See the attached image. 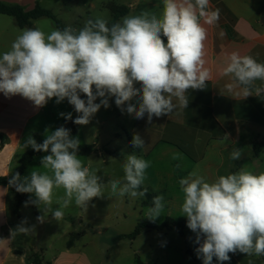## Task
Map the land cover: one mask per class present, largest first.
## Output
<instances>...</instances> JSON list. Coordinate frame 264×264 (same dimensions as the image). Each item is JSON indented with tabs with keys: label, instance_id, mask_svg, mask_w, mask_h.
<instances>
[{
	"label": "clouds",
	"instance_id": "9594fccd",
	"mask_svg": "<svg viewBox=\"0 0 264 264\" xmlns=\"http://www.w3.org/2000/svg\"><path fill=\"white\" fill-rule=\"evenodd\" d=\"M219 15V9H210V0H163L159 17L141 11L111 26L106 19L96 18L86 21L79 30L68 26L46 33L39 27L25 28L10 49L0 54V93L8 98L20 95L37 108L52 98L57 104L67 99L79 115L74 120L72 113L60 115L77 125H87L101 106L109 107V98L114 97L122 112L136 119L147 114L151 122L153 117L174 111L177 104L173 98L187 108L188 90H204L212 79L211 70L205 66L208 33L204 25L215 24ZM220 74L229 78L225 90L230 96L242 100L264 96V63L254 57L237 51L226 53ZM135 83L140 84L139 89ZM98 97L101 99L96 103ZM45 134L42 143L29 136L23 145L50 153L41 158L44 171L36 168L24 177L17 172L9 180V187L17 192L35 195V200L30 198L25 206L31 203L42 210L43 215L36 218L39 223H44L49 214L56 221L62 220L64 209L73 201L87 211L93 198L104 196L105 187L79 158L80 141L71 136L70 129L60 126L49 132L46 128ZM228 136L225 133L221 142ZM132 144L142 148L144 140L137 134ZM229 155L239 160L241 149L234 148ZM149 166L145 159L128 154L122 165L124 182L110 180V195L145 196L146 188L137 190ZM179 185L181 211L187 217V227L196 233V252L203 264H212L214 257L223 264L230 261V253L236 252L264 256V172L254 174L241 167L211 182L191 172L179 180ZM59 189L63 196L54 201ZM163 199L160 195L153 197L145 218L154 222L161 216ZM54 203L58 207L54 208ZM26 225L25 218L11 235L35 233V225Z\"/></svg>",
	"mask_w": 264,
	"mask_h": 264
},
{
	"label": "crops",
	"instance_id": "0c3cea01",
	"mask_svg": "<svg viewBox=\"0 0 264 264\" xmlns=\"http://www.w3.org/2000/svg\"><path fill=\"white\" fill-rule=\"evenodd\" d=\"M39 1L0 0L19 5L26 12L32 11ZM117 2L120 0H109L108 5L103 6L113 4L128 7L129 13L126 16L134 15L141 3L145 6L143 11L154 13L158 17L163 11V0ZM210 9H219L220 12L219 20L215 24L204 25L208 33L205 41V66L211 70L212 79L206 83L204 90H188L187 108L180 107L173 98L177 107L172 113L159 118L153 117L148 122L147 114L142 119H136L126 111L122 112L116 106L115 98L111 97L108 108L101 106L87 125H79L80 130L74 136L80 135V145H95L98 150L90 157L79 158L100 177V182L105 184L103 191H107L108 195V182L116 180L117 176L104 172L102 168L108 164L114 168L118 163L123 165L128 154L137 155L149 162L150 167L145 174H152L157 182L165 183L159 191L172 192V199L168 197V206L169 210L176 213L181 211L182 205L178 202L182 198L179 180L191 172L204 176L209 182L218 175L237 172L241 167L254 174L264 172V146L258 155L254 151V144L264 142V96H250L244 100L230 96L225 90L229 78L220 74L224 67L225 54L233 51L250 55L257 62L264 63V0H210ZM8 17L11 16L0 14V54L8 51L20 34L14 32ZM122 18L119 22H122ZM38 20L33 21L31 28H36ZM14 21L13 24L18 27L15 19ZM134 86L140 88L139 83ZM81 98L87 99L82 93ZM100 99L98 97L95 102L99 103ZM132 103H136V98ZM126 106L127 102L125 108ZM60 113H72L73 120L79 115L67 99L57 104L56 98H52L44 107L37 108L20 95L8 98L0 93V264H95L85 250L89 245L79 246L81 239L87 236L83 228L59 229L60 226L53 222L50 214L44 223H39L36 218L43 215L42 210L31 203L25 206L30 198L35 200V195L29 194L27 200L19 202L9 189V180L18 172L22 156L33 150L30 146L23 147L27 138L31 136L35 139L37 135L44 140L46 128L51 132L64 126L69 120ZM225 133L229 134L228 140L221 142ZM137 134L144 140L142 148H136L132 144L133 137ZM234 148L241 149L242 152L241 158L235 161L229 155ZM45 155L48 153L43 152L36 156L20 174L21 177L30 175L36 168L44 171L40 168V161ZM144 188L149 191L147 185ZM155 188L153 189L158 192V188ZM61 196L63 190H56L54 201ZM97 198L92 199L88 208ZM53 207L58 205L54 203ZM85 214L86 211L77 207L73 201L64 209L63 219L67 221L68 217L74 215L72 220H79ZM10 215L16 219L13 224ZM24 217L27 219L26 226L35 225V233H17L12 236V230ZM149 230L151 229H146ZM125 236L122 235L121 238L126 239ZM67 238L73 240L72 246H69ZM50 239L55 241L50 242ZM61 241L62 245L59 246ZM35 254L39 255L40 260L33 257ZM46 255L49 257L46 258ZM229 255L230 261L223 264H264V256H249L240 252ZM212 264L220 262L214 257Z\"/></svg>",
	"mask_w": 264,
	"mask_h": 264
},
{
	"label": "rangeland",
	"instance_id": "374dc122",
	"mask_svg": "<svg viewBox=\"0 0 264 264\" xmlns=\"http://www.w3.org/2000/svg\"><path fill=\"white\" fill-rule=\"evenodd\" d=\"M125 1H132L133 3L135 0H120L117 3H125ZM108 3L109 0H40L37 5L51 11L64 27L71 26L79 30L89 19L103 18L110 23L113 19L112 13L108 7L103 6L104 4L108 5ZM144 8L145 6L141 3L134 15L140 14ZM8 18L14 32H20L21 29L13 24L14 19ZM36 27L41 28L46 33L58 29L56 23L48 17L39 19ZM73 137H78L79 141L81 140L80 135ZM102 170L117 176L116 180L121 181V178H124L123 167L119 163L116 164L115 168L109 164L104 165ZM151 170L153 169L151 168ZM145 177V183L137 190L143 191V186L147 185L149 191L145 196L132 197L128 194L123 197L113 196L108 195L107 191L104 190V196L98 197L95 203L87 208L82 219L72 220L74 219L73 215L68 217L67 221L62 219L53 222L58 224L59 229L62 230L83 228L87 232V236L81 239L79 246L89 245L85 250L93 258L95 264H203L202 257L197 259L196 247L198 248L199 245L196 243L195 246L196 233L191 230H186L184 235H180L174 229L145 230L135 240L121 238L122 235L131 234L138 224L149 221L145 218V212L152 206V199L157 195L163 196L164 209L161 216L153 223L161 224L168 215L176 220L187 218L183 216L182 211L176 213L172 209L169 210L168 197L172 199V192L169 193V190L167 192L159 191L165 183L157 182L156 177L149 173L145 174ZM153 188H158V192ZM178 202L183 203V198ZM10 217L13 224L16 219L13 215ZM80 217L82 216L80 215ZM24 219L25 217L22 220ZM67 239L69 240V238ZM49 241L54 242L55 239ZM49 241L48 243H50ZM60 245H62V241L59 243ZM33 257L40 260L38 254L33 255ZM45 257L48 258L49 256L46 255Z\"/></svg>",
	"mask_w": 264,
	"mask_h": 264
},
{
	"label": "trees",
	"instance_id": "16d2710c",
	"mask_svg": "<svg viewBox=\"0 0 264 264\" xmlns=\"http://www.w3.org/2000/svg\"><path fill=\"white\" fill-rule=\"evenodd\" d=\"M107 7L110 9L112 16H113V19L109 23V26H111V24L113 23L119 22V20L122 17H125L129 13V8L125 6H117V5L110 4ZM0 14L13 17L16 20L18 27H20L21 29L31 28L33 25V21L38 20L42 17L51 18L56 23L58 29L60 30H63L65 28L62 25V23L59 20H57V18L51 11L41 8L39 5H37L32 11L26 12L24 8L19 5H11V4H7L4 2H0ZM162 39L165 41V43L167 42L166 37L162 36ZM64 127L67 129H70L72 137L76 135L80 130V126L73 123V120L66 121ZM35 140L37 143L43 142V140L40 139V137L37 135L35 136ZM263 146H264V142L260 144H254V151L256 155L259 154L260 149ZM97 151L98 150L95 145H91V144L80 145L78 156L90 157L96 154ZM42 153L43 152H36L34 150L26 152L21 158L18 173L22 174L24 170L26 169V167L31 162H33L34 158L36 156L41 155ZM0 182H1V179H0ZM9 189L13 194L16 195L19 202H22L28 199V195H29L28 193H19L15 190L14 187H9ZM146 229L157 230V231L174 229L182 235L185 234L186 230H190L187 227V218L182 219V220H176L172 217H166V219L161 224H155L151 221L140 223L137 225V227L131 234L126 235L125 237L128 239L134 240L142 233L143 230H146ZM72 243H73V240L69 242V246H72Z\"/></svg>",
	"mask_w": 264,
	"mask_h": 264
}]
</instances>
